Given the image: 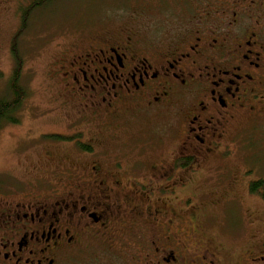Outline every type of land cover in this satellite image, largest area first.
Instances as JSON below:
<instances>
[{
	"label": "flooded vegetation",
	"instance_id": "1",
	"mask_svg": "<svg viewBox=\"0 0 264 264\" xmlns=\"http://www.w3.org/2000/svg\"><path fill=\"white\" fill-rule=\"evenodd\" d=\"M149 3L56 60L69 134L0 188V264H264V187L224 163L239 117L264 118V0ZM152 114L166 131L133 144Z\"/></svg>",
	"mask_w": 264,
	"mask_h": 264
},
{
	"label": "rangeland",
	"instance_id": "2",
	"mask_svg": "<svg viewBox=\"0 0 264 264\" xmlns=\"http://www.w3.org/2000/svg\"><path fill=\"white\" fill-rule=\"evenodd\" d=\"M10 1L9 8L0 16V97L10 95L9 75L16 67L12 65L7 48V41L18 24L14 11L18 6L24 8L28 0ZM149 1L50 0L32 10L18 39L24 60L20 84L25 87L27 97L18 114L19 123L8 124L0 131V188L29 184L28 174L36 175L39 166L41 150L36 151V148L46 143L53 149L57 144L54 141L62 138L50 135L69 134L57 100V80L64 72L56 60L76 43L84 46L93 37L115 31L121 23H130L141 4L148 9ZM166 119L165 115L152 114L132 126L129 130L133 144L141 143L142 139L137 140L145 131L155 138L156 132L166 131ZM234 126L238 127L237 133L235 140L227 144L228 155L224 163L235 168L242 183L236 184V188L241 190L242 186L246 188L253 181L264 178V118L249 120L248 114L244 113ZM219 163L224 164L222 160ZM26 166H30L33 174L23 173Z\"/></svg>",
	"mask_w": 264,
	"mask_h": 264
},
{
	"label": "trees",
	"instance_id": "3",
	"mask_svg": "<svg viewBox=\"0 0 264 264\" xmlns=\"http://www.w3.org/2000/svg\"><path fill=\"white\" fill-rule=\"evenodd\" d=\"M50 0H33L30 6L26 8L23 15V27L18 34H15L13 39V48H14V58L17 61V66L14 68L12 74L9 76V89L10 95L0 97V131L3 127L8 124H16L19 123V111L25 102V98L27 97V91L25 87L20 84L21 72L23 70V58L20 53V47L18 44V38L24 29L26 20L29 18L30 13L35 8L41 7L43 4L48 3ZM53 137V135H50ZM254 188L264 187V178L259 179L253 183Z\"/></svg>",
	"mask_w": 264,
	"mask_h": 264
}]
</instances>
